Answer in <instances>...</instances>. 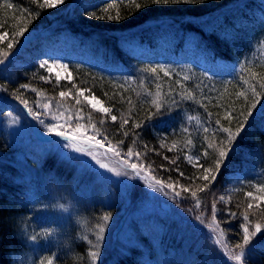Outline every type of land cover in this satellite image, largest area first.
Here are the masks:
<instances>
[{
    "label": "trees",
    "instance_id": "trees-1",
    "mask_svg": "<svg viewBox=\"0 0 264 264\" xmlns=\"http://www.w3.org/2000/svg\"><path fill=\"white\" fill-rule=\"evenodd\" d=\"M80 1L63 0L53 9L44 0H0V36H4L0 40L1 109L19 105L30 121L42 110L71 113L70 119L82 122L86 133L95 136L106 153L119 152L126 165L136 164L165 186L158 193L167 194L184 213L185 221L163 217L161 233L142 231L146 236L141 239L148 241L151 251L159 248L167 254L155 264H240L231 255L240 251L237 246L244 243L245 227L255 235L244 245L243 264H264V199H256L264 197V172L258 183L247 180L228 194L225 191L229 174L254 167L257 161L264 164V63L239 66L236 59L244 31L264 27L259 0H197L195 4L168 5L152 4L151 0H94L85 7ZM137 3L142 7L137 9ZM109 4L113 7L108 8ZM89 12L105 18L89 16ZM117 14L120 19H107ZM218 18L228 27L210 23ZM73 35L95 56L122 65L130 79H114L86 65L71 63L68 73L72 78L57 80L48 68L31 60L13 63L22 58L15 51L26 36L36 44L59 41L64 36L59 45L72 46ZM125 41L141 50H128ZM187 43L193 49V60L210 61L211 69L196 68L187 80L179 72L167 71L165 75L166 70H159L158 58L167 52L164 48L183 54ZM9 44L13 46L9 48ZM213 60H224L225 65L237 63L238 67L229 72ZM153 67H157L156 73L150 71ZM62 91L68 95L61 97ZM89 95L109 112L92 108L84 99ZM113 115L116 121H112ZM169 116L180 120V125L177 122L170 130L157 132L156 123ZM241 124L242 130L230 142L224 129L236 133ZM44 144L46 152H28L24 160L38 175L67 184L57 189L58 203H69L72 212L76 186L71 179L77 164L50 149L51 141ZM5 145L0 135V264H9V253L25 246L17 233V201L24 187L13 177L20 164L10 161ZM221 150L224 157L219 156ZM189 155L197 160L191 161ZM85 175L88 180L90 172ZM135 179L126 194H119L114 185L113 199L108 203L98 197L96 200L95 192L90 197L79 193L82 207L69 217L61 239L35 264H95L92 251L98 252L103 264H144L146 249L133 246L120 252L119 246L112 244L116 237L112 228L120 223L123 212L152 190L146 178ZM169 184L172 188L167 187ZM119 196L121 199L114 201ZM127 196L129 201H125ZM257 224L260 229L255 228ZM203 227L210 236L223 233L216 240L219 243L196 244L195 228Z\"/></svg>",
    "mask_w": 264,
    "mask_h": 264
},
{
    "label": "rangeland",
    "instance_id": "rangeland-1",
    "mask_svg": "<svg viewBox=\"0 0 264 264\" xmlns=\"http://www.w3.org/2000/svg\"><path fill=\"white\" fill-rule=\"evenodd\" d=\"M94 0H81V7L89 6ZM99 1V0H96ZM57 5V6H56ZM55 9L61 6V3L56 4ZM259 10L264 11V0H259L257 3ZM76 8H74L75 11ZM218 19H213L212 23L215 27H228V25H222ZM222 21V20H221ZM224 23V22H223ZM224 32H229L228 29ZM245 37L241 38L239 47L237 48V62L238 65L250 63H264V27L261 29L250 28L244 31ZM75 43L72 46L59 45V42L63 41L62 36L59 41H42L41 43L33 42V38L26 36V41L19 45L15 51V55H21L22 58L14 60V64L22 63V60H31L39 65L47 62L48 66H52L51 70H48L56 75L60 73L61 78H65L68 75L69 65L71 63H79L91 67L92 69L103 73L109 77L118 80H129L130 76L121 65L109 64L102 58L95 56L92 51L80 45L78 39L75 36ZM72 40V39H71ZM127 47H136L135 44H127ZM190 56L187 60L182 55L166 54L161 55L158 58V64L164 66L166 71L179 72L181 77L190 76L193 72V68H200L206 66V62H202V58L197 60H191V52L193 49L191 46H187L185 49ZM60 65H67V69L60 67ZM209 66V64H208ZM219 68H226L227 71H233L237 66V63L219 64ZM92 98V96H87ZM96 99V98H95ZM98 100V99H96ZM99 101V100H98ZM100 105L103 107L102 103ZM34 117V118H33ZM30 118L24 117V112L21 110V106H11L1 109L0 105V135L6 140L5 152L10 157V161L13 163H19L18 172L13 177L23 185V191L18 198V207L20 208L19 217L17 220L18 234L21 237L30 236L33 234H39L43 229H53L48 233L46 238L37 236V240L33 241L29 247L32 252L34 260H36L45 252V250L52 244L58 242L61 239L64 227L68 223L69 217L73 216L81 205L79 193L84 194L86 197H90V193L95 192L96 200L100 198L105 203L110 202L113 199V193L115 192L114 185L117 186V192L127 193L129 187H132L133 182L137 179H147V186L149 187V181L157 182L147 176L142 170V176H136L131 167L123 162V159L115 156L112 153H106L100 147L94 149L95 155L102 162L109 165V169H115V171H109L108 169L100 168L92 157L86 153H80L71 147H66L69 141L63 137L56 135L59 131H68L70 135L77 137L82 144H87V138L91 137L86 130H88L82 122L78 120H71V113L58 114L56 112L41 111V114L36 113ZM264 119V112L261 116ZM67 122V123H66ZM178 122V119L174 116H169L161 119L156 123L157 132H165L164 129L170 130ZM180 120L177 125H180ZM52 124L61 125L57 127L53 132L48 131V126ZM80 124L82 127L77 132L76 125ZM50 138V139H49ZM51 140L53 147L50 149L57 150L67 160L77 164V172L73 174L71 182L75 187L76 200L71 207L73 211L69 209L68 212H63L54 207L58 203L57 189L60 186L66 187L65 182L59 180L55 181L53 178H49L42 174H37L33 166L28 165L24 160L26 153H44L48 150L45 147L44 142ZM94 144L95 141H92ZM191 161H196L197 158L193 155H189ZM254 167H246L243 170L232 172L228 176L229 185L226 190L232 191L238 187L241 183L250 180L257 182L259 175L264 172V164L260 161L254 162ZM90 172V176L87 180L85 174ZM119 172L120 175H116ZM84 175L79 180L80 176ZM143 182V181H142ZM80 183V186L79 184ZM258 183V182H257ZM79 186V188H77ZM63 189V188H62ZM149 192L148 197L137 199L132 206H130L121 216L120 223H116L112 228V233L115 234V242L112 244L118 245L120 252L133 246H141L146 249L148 255L145 258L144 264H155V261L161 259L165 260L167 254L162 249L157 248L155 252L149 249L148 241L144 243L142 235L144 231L146 234H156L161 229V222L163 217L174 218L179 221H185L184 213L179 211L178 207L170 200L167 194H160L154 188ZM98 197V198H97ZM63 197L61 196V199ZM125 201H129L128 196L124 197ZM88 199V198H87ZM121 197H117L114 201H119ZM60 203V202H59ZM67 204V203H65ZM69 204V203H68ZM126 214V215H125ZM79 217V215H78ZM123 221V222H122ZM202 227V226H201ZM204 228V227H203ZM111 231V229H110ZM146 238V237H145ZM196 244H217L216 240L221 239V235L208 234L206 228H195ZM211 242V243H210ZM111 244V245H112ZM110 245V246H111ZM96 259L95 264H103ZM32 257H29L25 264H31Z\"/></svg>",
    "mask_w": 264,
    "mask_h": 264
},
{
    "label": "snow or ice",
    "instance_id": "snow-or-ice-1",
    "mask_svg": "<svg viewBox=\"0 0 264 264\" xmlns=\"http://www.w3.org/2000/svg\"><path fill=\"white\" fill-rule=\"evenodd\" d=\"M63 0H44V4L47 5L48 7H54L56 4L58 3H62ZM197 2V0H151V3L152 4H157V5H160V4H163V5H168V4H195ZM44 5H41V7H43ZM143 6H146V5H143ZM113 7V5L109 4L108 5V8H111ZM142 5L137 3L136 4V8L139 9L141 8ZM105 11H107V8L105 9ZM89 16H92V17H96V18H99V19H104L105 17L103 16H99L97 17V14L95 12H89L88 13ZM121 17L119 16V14H117L115 17H113L112 15H108L107 16V19L109 20H112V19H120ZM23 31V29H21V32ZM4 39V36H0V40H3ZM13 45L12 44H9L8 47L11 48ZM2 62V61H0ZM48 66L47 65V62H44L43 64L40 65L41 68H44ZM49 69L51 70V67L52 66H48ZM60 67L64 68V69H67V65H60ZM159 67V70L161 71H165L164 69V66H158ZM157 67H153L150 69V71L152 73H156L157 72ZM165 75H167V71H165ZM56 78L57 80H59L61 77H60V73H56ZM66 79H71L72 76H71V73H68V75L65 77ZM185 80L188 79L187 76L184 77ZM24 87H27V85H25ZM262 87H264V85H262ZM254 91V90H253ZM79 94H83V90H80V93ZM255 94V92H254ZM61 97H65L66 95H68V93L66 92H60L59 94ZM188 99H192L191 96H188L187 97ZM84 99L92 106V108L94 109H98L99 111L101 112H104V113H108L109 112V109L108 108H105V107H102L100 105V101L96 100L94 97L90 98V97H87L85 96ZM155 103V101H153ZM77 103H79V101H77ZM45 108L48 107V105H45L44 106ZM253 107H255V105H253ZM112 121H116L117 117L115 115H113L111 117ZM191 119V118H189ZM67 123V122H66ZM217 124L220 123L219 120L216 121ZM57 127H61V125H58V124H52L50 126H48V131L51 133L53 132ZM81 125L80 124H77L76 125V129H77V132L80 131L81 129ZM243 128V124H241L237 130H236V133H232L230 132L228 129H224L225 132H228L229 133V141L231 142V140L236 136L237 133H239ZM56 135L58 136H61L63 137L65 140L69 141V144H66L65 146L66 147H71L73 149H75L76 151L80 152V153H86L88 156L92 157L93 160L96 161L97 164H99L100 168L102 169H108L109 171H115V169H109V165L107 163H104L102 162L100 159H98L95 155V152H94V149L97 148V147H102L101 143L99 140L96 139L95 136H91V137H88L87 138V144H82L78 139L77 137L75 136H72L69 134L68 131H59V132H56ZM92 141H95V143L93 144ZM189 143H191V141H189ZM211 147V145L209 146ZM115 156L119 157L120 156V153L119 152H115L114 153ZM129 155H131V152H129ZM219 156L220 157H224L225 156V152L223 150H221L219 152ZM189 159H191V157H189ZM132 171L134 172V174L136 176H142V173H141V170L138 169L137 165L136 164H131L130 165ZM116 175H120L119 172H116ZM142 178H145V177H142ZM149 187L150 188H154L156 189L157 191H164L165 189V186L163 184H160L159 181L157 182H151L149 181ZM168 188H172V185H167ZM177 195H179V193H176ZM192 195H195V193H193ZM248 196L249 198L251 199L252 198V193L249 192L248 193ZM256 199H264V197H256ZM220 200L223 201L224 200V197L221 196L220 197ZM197 206H199V201H197ZM213 212L216 211V205L213 204ZM253 207V205L251 203L248 204V208L251 209ZM108 217L105 216L104 217V220H107ZM244 219L247 220L248 219V216L247 214H245L244 216ZM256 229H260V225L257 224L255 226ZM104 229L103 227H100L99 229V232L100 233H103ZM244 232H245V235L243 236V244L241 245H238L237 247L240 249V251L236 254H233L231 255V258L237 262H240V264H243V256H244V245L248 244L249 243V240L251 238L252 235H255V233H249V230L247 227L244 228ZM221 235H223V233H221ZM99 234H98V237L97 239L99 240ZM89 243H91V241H89ZM217 243H219V241H217ZM91 255V259L92 261H96L97 257H98V252L97 251H92L90 253ZM49 262H51V260H49Z\"/></svg>",
    "mask_w": 264,
    "mask_h": 264
},
{
    "label": "clouds",
    "instance_id": "clouds-1",
    "mask_svg": "<svg viewBox=\"0 0 264 264\" xmlns=\"http://www.w3.org/2000/svg\"><path fill=\"white\" fill-rule=\"evenodd\" d=\"M58 210L63 212H68L70 205L65 203H57L54 205ZM53 229H43L39 234H33L30 236L21 237L22 241L24 242V247L9 253V264H25V261L32 257L31 264H35L34 257L32 256L31 249L29 245L37 240V236L46 238L48 233L52 232Z\"/></svg>",
    "mask_w": 264,
    "mask_h": 264
},
{
    "label": "water",
    "instance_id": "water-1",
    "mask_svg": "<svg viewBox=\"0 0 264 264\" xmlns=\"http://www.w3.org/2000/svg\"><path fill=\"white\" fill-rule=\"evenodd\" d=\"M23 43V42H22Z\"/></svg>",
    "mask_w": 264,
    "mask_h": 264
}]
</instances>
